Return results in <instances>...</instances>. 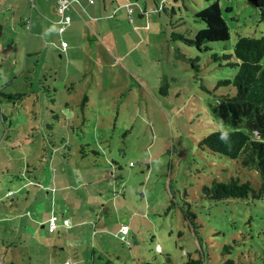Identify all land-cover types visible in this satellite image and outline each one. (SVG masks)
I'll return each instance as SVG.
<instances>
[{
	"label": "rangeland",
	"instance_id": "1",
	"mask_svg": "<svg viewBox=\"0 0 264 264\" xmlns=\"http://www.w3.org/2000/svg\"><path fill=\"white\" fill-rule=\"evenodd\" d=\"M214 1L230 39L198 49L179 38L204 28L195 14ZM59 2L0 0V90L26 93L14 103L2 98L0 264H146L167 255L170 264L189 256L204 264H264V195L216 201L203 193L214 179L232 176L257 189L259 173L199 146L203 136L228 128L212 113L219 96L235 90L217 86L237 71L224 55L238 36H264V0H71L65 31ZM69 37L80 49L69 50L68 60L57 48ZM84 95L88 108L81 110ZM86 133L98 137L84 139ZM84 144L101 151L99 159L90 149L82 159L99 182L71 195L86 203L91 194L93 214L110 199L108 214L83 226L60 217L50 232L42 223L53 201L38 177L54 146L79 156ZM189 206L198 230L184 219ZM118 212L136 234L130 244L116 236Z\"/></svg>",
	"mask_w": 264,
	"mask_h": 264
},
{
	"label": "trees",
	"instance_id": "2",
	"mask_svg": "<svg viewBox=\"0 0 264 264\" xmlns=\"http://www.w3.org/2000/svg\"><path fill=\"white\" fill-rule=\"evenodd\" d=\"M195 17L204 23V28H201L193 39H185L182 35L179 38L198 49L207 47L208 43L224 42L230 39V28L222 16L218 1L211 2L206 8L196 12ZM224 58L231 61L229 64L236 67L237 71L231 78L219 80L217 86L232 85L235 90L233 93L219 96L216 103L212 105V113L221 125L228 128L219 129L203 136L199 141V146L210 153L220 154L238 161L243 169L257 171L260 176V184L256 189L251 180H241L239 177L232 176L227 181L214 179L211 186L203 187V193L209 199L216 201L227 198L247 199L250 195L254 199H260L264 195V63L262 62L264 36H238L232 52L225 54ZM193 66L198 69L196 64ZM163 92L167 94L166 90ZM25 95L26 93H6L0 90V115L2 98L8 101L13 100L14 103L21 101ZM87 100L88 96L84 95L81 105ZM89 145H81L80 153L82 155L87 154L90 148H86ZM89 152L93 153L97 159L101 156L100 150L90 149ZM113 163L117 164V161L113 160ZM183 216L194 230L200 228L197 216L190 206L183 209ZM50 219L48 220L49 226ZM58 219L59 216H57L56 222ZM56 228L52 231L49 230L54 232ZM225 248L227 247L225 246ZM1 258L4 260L3 257ZM170 263L169 255L164 263L146 262V264ZM185 264L204 263L201 258L195 259L189 256ZM225 264L235 263L233 260H228Z\"/></svg>",
	"mask_w": 264,
	"mask_h": 264
},
{
	"label": "crops",
	"instance_id": "3",
	"mask_svg": "<svg viewBox=\"0 0 264 264\" xmlns=\"http://www.w3.org/2000/svg\"><path fill=\"white\" fill-rule=\"evenodd\" d=\"M34 24H35V21L33 22V24L31 23V26H30L31 31L33 30ZM68 25L69 24L65 25L64 31L66 30V27ZM23 27H25V26H23ZM38 34H39V30L36 29L35 35L38 36ZM31 37L32 36L30 35V40L27 43L26 54H29L28 51H29L30 45L32 43ZM48 41L50 43V40H48ZM63 42H65V40H63ZM62 43L57 48V50L60 53L61 58L63 57L62 54L66 53V56L69 60V58H70L69 50L78 51L80 49V47H79L80 43L76 38H70L69 37V41L65 42L66 43L65 48H62ZM32 53H34V54L38 53L37 46H36V48L34 47V50ZM87 101H89V98ZM66 105H68V104L66 103ZM85 107L88 108V106L86 104L81 105V110H83ZM94 134L95 135H93V134L91 135V134L86 133V135H83V138L85 139L88 137L90 139V137L93 138V136H94L95 137L94 141H95V139L98 137V134L97 133H94ZM99 139H100V137H99ZM100 143H102V142H100ZM101 145H103V144H101ZM54 148H56V149H54ZM54 148H53V151L55 153L61 152V151H59L60 149L58 147L54 146ZM97 150H99V149H97ZM55 153H53L52 156H50V160L47 161V163L44 167V171H46L47 173L44 175L43 178H41V175H40V177H38L39 180L37 181L41 190L45 191L47 196L52 198V201H53V203H51L52 204L51 205L52 215L58 214L59 219L61 217V219L63 220V223H65L66 225H68L69 223L70 224L75 223V225H77V226H83L87 223H91L92 220H95L96 222L99 223L104 218V213H102V211H106L108 214L107 209H108L110 202H112V201L110 199H108V201L102 202L101 208L97 209V207H96V210H98V211L95 212V214H93L88 209V205L94 201V197H92L91 194L86 196V198L84 199V201H86V203H84L82 201L79 202L76 198H73V196L71 195V192H70L71 190H74V193L80 192L81 189L86 188L88 184H92L93 182L94 183L99 182V179H97V177H95V176L91 177V172L93 170L91 171L89 169L90 167H89L88 163H85L84 161H82V159L84 160L85 158H87L88 155L87 154L82 155L80 152H79V156L76 154H73L71 152L69 154L65 155L64 152H61L64 155L62 156V154H60V156H61L60 159H54L56 157ZM99 191H98L99 194L102 196L103 189H101ZM98 192H97V194H98ZM114 194H119V193L115 192ZM100 200L101 199H99L96 196L95 202L99 204ZM112 200L115 202L116 197H114V199H112ZM81 210H83V212H80ZM68 213H70L71 215L68 216ZM51 216H49V217L47 216V220H44V222L42 223L43 226H44L45 222H47L51 218ZM118 219H119L120 225H119V229L116 233V236L120 240L126 242L127 244H130L131 243L130 242L131 237H133L135 239L136 234L133 232L132 236L130 235V231L132 229H131L130 223H128V221H127V217L123 218L121 213L118 212ZM107 220L109 221V218ZM122 223L128 224V226H129V231L124 236H122L120 231H119ZM110 224L111 223H109V225ZM99 226H100V228L99 227L98 228H99L101 233H105L106 229L109 227L108 223L106 221L104 223H101V225H99ZM64 264H69V262L65 261Z\"/></svg>",
	"mask_w": 264,
	"mask_h": 264
},
{
	"label": "built area",
	"instance_id": "4",
	"mask_svg": "<svg viewBox=\"0 0 264 264\" xmlns=\"http://www.w3.org/2000/svg\"><path fill=\"white\" fill-rule=\"evenodd\" d=\"M68 3H71V0H60V2H59L58 11L61 14V22L63 24L61 30H64L65 25L69 24L71 22V20H72L70 15H66V11H65V8H66ZM65 47H66V43L63 42L62 43V48H65ZM56 220H57V216H55V215L52 216L51 219H50L49 229L51 231L54 230L57 227ZM119 231H120L122 236L126 235L128 233V231H129L128 224L122 223Z\"/></svg>",
	"mask_w": 264,
	"mask_h": 264
},
{
	"label": "clouds",
	"instance_id": "5",
	"mask_svg": "<svg viewBox=\"0 0 264 264\" xmlns=\"http://www.w3.org/2000/svg\"><path fill=\"white\" fill-rule=\"evenodd\" d=\"M57 223V222H56Z\"/></svg>",
	"mask_w": 264,
	"mask_h": 264
}]
</instances>
